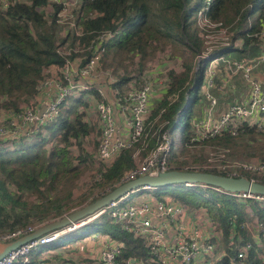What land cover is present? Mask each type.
Here are the masks:
<instances>
[{
	"label": "trees",
	"instance_id": "trees-1",
	"mask_svg": "<svg viewBox=\"0 0 264 264\" xmlns=\"http://www.w3.org/2000/svg\"><path fill=\"white\" fill-rule=\"evenodd\" d=\"M199 5L200 0H81L78 11H75L76 22L82 28L80 36L72 30L66 31L64 36L60 34L63 26L57 24L56 17L61 6L56 3L27 0L16 2L5 10L0 9V115L21 111L20 103L36 94V87L44 77V68L63 63L57 47L64 41H71L73 45L77 41L87 46L101 31H117L105 43L106 51L101 61L103 67L110 63L106 61L109 57L111 61L122 54L127 57L139 54L144 59L149 49L153 51L157 48L156 42L182 47L179 53L183 56L181 71L169 73V88L152 107L139 140L108 163L99 159L97 169L93 165V155L84 146L85 139L95 126L87 123L83 109L76 108L79 104L87 106L81 95L72 97V104L67 108L64 106L68 100L60 105L57 118L42 127L48 135L37 131L35 138L28 143L23 142L24 135L12 150L2 146L1 141L0 232L27 226L36 229L101 197L124 182L126 174L135 165L133 151L139 150L140 158L145 157L162 140L163 132L171 133L179 125V144L167 156V169L227 174L201 167H187L188 160L178 159L180 154H191L188 147L194 144L191 142L194 122L207 107L199 89L207 61L199 62L200 67L195 69L198 56L204 50L203 32L197 25L196 17ZM254 13L257 16L251 23ZM209 17L212 22H220L221 27L227 29L232 43L240 39V49L244 51L248 46L260 43L254 34L264 27V0H213ZM232 50L239 49L221 48L212 56ZM84 54L86 59L82 63L90 57L89 52L81 56ZM126 80L128 76L122 77L114 86H121ZM190 90L194 93L192 98L189 97ZM90 91L96 99L103 100L92 88L79 92ZM156 118L158 120L153 122ZM156 131L157 135H153ZM254 133L264 134L246 127L244 132L237 135L254 139L251 135ZM237 135L222 134L203 141L201 145L208 144L213 148L227 146ZM74 146L77 149L75 155L71 150ZM87 172H90L89 177L83 181ZM240 176L264 183V177L245 173ZM151 192L156 198H172L187 209L203 214L208 222L218 225L226 243L235 240L231 236L233 232L243 236L244 241L239 240L240 243L251 242L250 238L244 236L246 231L242 228L243 224L254 217L264 223V200L236 197L232 195L236 192L216 186L189 188L170 185L151 188ZM84 227H88V231H82V236L99 232L122 242V259L144 261L148 256L141 240L113 223L108 213L79 229ZM71 235L65 236V241L78 238ZM252 245L248 254L250 264H264V255L258 258L256 244ZM233 255L234 252L228 250L214 264H231Z\"/></svg>",
	"mask_w": 264,
	"mask_h": 264
},
{
	"label": "built area",
	"instance_id": "built-area-1",
	"mask_svg": "<svg viewBox=\"0 0 264 264\" xmlns=\"http://www.w3.org/2000/svg\"><path fill=\"white\" fill-rule=\"evenodd\" d=\"M20 1L24 0H0V9L5 10L10 5ZM46 1L61 6L56 17L58 23L62 22L78 36L82 35V28L77 24L76 16L73 15L75 11H78L81 1ZM201 1L202 4L196 11V17L197 25L200 31L203 32L204 50L198 56L195 69L197 70L200 67L199 62L207 61L202 84L199 86L200 92L207 102V107L203 115L194 122L191 142L194 143L193 145L199 146L203 141L222 134H240L244 132L246 127L255 128L256 131L264 133V71L262 83L257 82L251 77L253 64L238 60L230 63L232 73L240 71L243 73L244 80L248 85V93L237 98L238 100L228 101L223 110L219 108L220 100H222V83L216 82L215 64L222 58V55H216L215 57L212 55L221 48L240 49L242 41H234L235 43L231 44L232 41H230L227 29L221 27L220 22L210 20L209 12L213 0ZM70 6H75V10L70 11ZM116 32L103 30L97 34L86 46L90 49L91 54L84 63H82L81 58L72 56V49L66 47L57 49L59 55L63 57L59 74H57V77L44 76L38 84L37 93L40 89L45 90V98L39 105L29 104L19 112L10 111L1 114L0 141H18L29 131L36 133L47 123L57 118L60 105L67 101L74 92L81 89L87 91L91 88H97L88 87L81 80L85 79V84H87V78L93 75L95 64H97L100 55L104 51L105 43ZM221 36L228 41H218ZM254 36L264 40V27ZM73 51L77 52L78 49ZM261 61L264 62V52H262ZM136 78L138 79L139 76ZM130 81L127 84L128 89L122 95L116 91L111 101L103 99L96 103L100 132L96 155L98 159L105 162L115 159L122 151L131 148L139 140L144 131L145 117L150 112V100L154 92L153 83L147 80L138 84H136V81ZM50 87L53 88L54 93L48 95L47 89ZM41 107H44V109L39 114ZM117 116L120 117L121 123L118 121ZM172 147L173 139L171 135H168L163 136L157 146L143 158H140L139 150L133 151L132 157L135 165L126 174L124 181L145 174L156 175L159 172L168 170L167 156ZM138 158L141 159L139 162L137 161ZM194 167L225 172L226 175L232 177H239L242 173L262 176L264 174V164L258 165L254 162L236 161L222 163V149H219V147H212L206 153L204 163ZM181 185L189 188H205L208 186L202 183L188 182ZM216 190L219 189L216 188ZM137 193L142 194L132 198ZM232 195L264 200L263 195L242 191ZM104 213H108L112 222L118 224L123 231L141 240L148 256L144 261L142 259L137 261L122 259L120 253L123 243L108 234L101 235L98 233L94 235L95 238L99 237L98 239L101 240V249L97 257L98 264H214L215 261L227 254L221 249L218 250L216 244L212 241L213 235L207 234V230L198 225L197 220L199 215L202 214L196 211V214L189 213L184 205L172 198H156L150 187H143L116 198L94 214L67 227L52 230L20 245L3 257L0 264H31L29 254L33 250L50 245L62 234L87 225ZM34 229L27 226L14 231L0 232V242L16 239ZM258 231L259 237H262L264 241V223L259 222ZM215 239L219 240L216 235ZM260 240V238L255 239L254 243L259 246ZM252 247L253 245L250 242L240 243L239 241L230 240L229 250L234 252L231 257V264H248V254ZM32 264L50 263L38 260Z\"/></svg>",
	"mask_w": 264,
	"mask_h": 264
},
{
	"label": "rangeland",
	"instance_id": "rangeland-1",
	"mask_svg": "<svg viewBox=\"0 0 264 264\" xmlns=\"http://www.w3.org/2000/svg\"><path fill=\"white\" fill-rule=\"evenodd\" d=\"M26 1V0H24ZM202 1L200 0V5L201 6ZM70 11L75 10V6H70ZM77 12V11H76ZM76 12L75 14H73L74 16H76ZM257 16V13H254L251 16V23L252 20L254 21L255 18ZM59 26H63L62 31L60 32V34L62 36L65 35L66 31H69V29L67 28V26L60 22L57 23ZM71 31V30H70ZM77 35V34H76ZM218 41H228L227 39H225V37H219ZM236 41H241L240 39L236 40ZM157 43V48L155 50H148V54L147 56L142 59L140 57L139 54H135V55H131L130 57L126 54H122L120 57H117L115 60H110L111 57H109V59H107V66L103 67L102 66V60L104 58V53L106 51V48H104V51L102 53V55H100L99 60L97 62V64H95L94 67V71H93V75L91 77L87 78V84H85V79L81 80L84 85H87L88 87H97V88H93V90H99L98 92L100 93V96L103 97V99L105 100H111L114 97V94L117 92H119L121 95L124 91H126L128 89L127 84H129L130 82L136 81V84L147 80V81H151L153 83V87H154V92L151 96V100H150V112L152 111V107L158 103V101L160 99H162V97H164L167 89L169 88V85L171 83V78L169 76V73L171 71H175V72H179L181 71V62L183 60V56L180 55L179 51H182V47H174L172 44L169 43H160V42H156ZM154 43V44H156ZM235 42L231 43L234 44ZM203 44V43H202ZM70 48L72 49V56H76L82 59V61L84 59H86V54H84L83 56H81L84 52H89L91 54L90 49H88L86 47V45H80L79 42H75L74 45L71 43V41H64L62 44H60L57 48ZM75 49H78L77 52L73 51ZM203 50V49H202ZM105 61V62H106ZM61 65H51L50 67L44 68L43 70V74H45L44 76L47 77H52V76H56L57 74H59V69H60ZM196 66V65H195ZM42 74V75H43ZM124 76H128V80H126L121 86L116 85L114 86V84L122 78ZM139 76V78L137 79L136 77ZM134 78V79H133ZM258 82V81H257ZM259 83H262L259 82ZM39 84V83H38ZM81 89V88H80ZM191 89V88H190ZM82 91L84 89H81ZM79 90V91H81ZM38 91V85L36 87V94L33 97H27L24 101H22L20 103L21 107H25L29 104H38L41 103L43 101V99L45 98V90H41L37 93ZM79 91L74 92V94L72 96H70V98L68 99L66 105L64 106V108L69 107L72 104V97L74 96H78L81 95L80 97L83 99L84 102L87 103V106H83V105H77V109L78 110H84L85 113V120L87 121V123L90 126H95V129L92 130L90 132V134L87 136V138L85 139V144L84 146L86 147V149L88 151H90V153L93 155L94 157V167L95 169L98 168V162L99 159L96 155V149H97V144H98V138H99V118L97 115V111H96V103L99 102L100 100L96 99L94 97L93 92H88V93H81ZM86 91V90H84ZM101 91V92H100ZM47 93L48 95L53 94V88L50 87L47 89ZM189 97L192 98L194 93L193 90H190L189 92ZM222 99H226L223 95H222ZM201 102V101H199ZM202 103V102H201ZM149 115H146L145 117V121L148 119ZM158 118H156L153 122L157 121ZM119 122L121 123V120H119ZM146 123V122H145ZM179 128L180 125L173 128L171 133H168V131L163 132V134L161 135V139H163V136H168L171 135L172 139H173V147L171 148V150L176 149L178 147L179 144ZM39 131H42V133H44V135H48V132L45 129L40 128ZM34 131H29L28 134H26L23 139L24 143H28L30 142L32 139L35 138ZM153 135H157V131L153 133ZM254 139H251L250 136H243V135H237L235 136L232 140H230V142L228 143L227 146H219V149H222V163H227V162H254L258 165H263L264 164V134H251ZM2 141V142H1ZM1 145L6 147L8 150H12L16 148V144L19 143V140H6L3 141L1 140ZM212 147L214 146H209L208 144H200L199 146H191L188 147L189 152L191 153L189 155V153L187 154H180L178 156L179 160H182L183 158L188 160L189 165H187V167L191 166H199L201 164L204 163L205 161V157H206V153L212 149ZM72 153L75 155L77 154V149L74 146L73 148H71ZM170 153V152H169ZM169 156V154H168ZM141 159L138 158V162ZM101 161V160H100ZM104 163H108L103 161ZM90 172H87L84 174L83 176V181H87L88 177H89ZM246 175H250L253 177H264L262 175H251L249 173H245ZM147 193V192H145ZM142 193H137L136 195H133L132 198H136L139 195H141ZM163 197V196H162ZM248 211L250 212L251 209L248 208ZM189 213H193L196 214L193 210L188 209ZM204 215L202 214L201 216L199 215L198 218V225L201 226V228H204V230H207V234H211L213 235L212 237V241L213 243L216 244V247L218 250H222L225 251L227 253V251L229 250V242L226 243V241L224 240V236L221 235L219 228L217 227V224H211L208 223L206 218H203ZM260 220L256 219L254 217L253 220L251 221H247L243 224V229H245V235L247 236V238L251 239V244H255L254 240L260 238V243L259 246L256 245V255L258 258H262L263 251H264V241L262 240V237H259V231H258V224H259ZM82 231H88V227H84L81 229H78L76 231H74L72 233V237H80L82 234ZM94 233V232H93ZM101 235H103L102 233H99ZM75 235V236H73ZM215 235L216 237L219 239H215ZM249 235V236H248ZM231 236L234 237V241L238 242L239 240L244 241L243 236L240 234L239 236L237 234H235L234 232L231 234ZM65 239H59L55 244H60V243H64ZM248 264H250V260L249 257L247 259Z\"/></svg>",
	"mask_w": 264,
	"mask_h": 264
},
{
	"label": "water",
	"instance_id": "water-1",
	"mask_svg": "<svg viewBox=\"0 0 264 264\" xmlns=\"http://www.w3.org/2000/svg\"><path fill=\"white\" fill-rule=\"evenodd\" d=\"M43 109L44 107H41L39 114H41ZM186 182L216 186L229 192L242 191L264 196V183L251 180L244 176L232 177L229 175L207 171L175 169L159 172L156 175L145 174L118 184L117 186L108 190L101 197L62 215L57 219L43 224L29 233H26L13 240L0 242V260L20 245L47 232L67 227L76 221L92 215L100 208H103L116 198H119L128 192L138 190L143 187L159 188L170 185H181Z\"/></svg>",
	"mask_w": 264,
	"mask_h": 264
},
{
	"label": "crops",
	"instance_id": "crops-1",
	"mask_svg": "<svg viewBox=\"0 0 264 264\" xmlns=\"http://www.w3.org/2000/svg\"><path fill=\"white\" fill-rule=\"evenodd\" d=\"M260 41L258 44L248 46L244 51L239 49L222 54V58L215 64L216 82L222 83V95L226 98L220 100V109L223 110L228 101L243 97L248 93V85L244 80L243 73L241 71L232 73L230 67L232 61L238 60L253 64L251 77L258 82L263 80L264 62L261 61V56L264 52V40ZM119 120H121L120 117H118ZM79 228L62 234L48 246L33 250L29 254L31 264L38 260H44L50 264H98L97 257L101 249V240L98 239L99 237L95 238L94 235L99 232H89L73 241L67 240L64 243L55 244L59 239L63 238L64 240L65 236Z\"/></svg>",
	"mask_w": 264,
	"mask_h": 264
}]
</instances>
